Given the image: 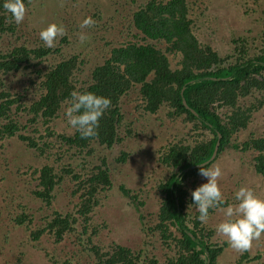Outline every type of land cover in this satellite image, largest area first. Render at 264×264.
<instances>
[{
    "label": "trees",
    "instance_id": "obj_1",
    "mask_svg": "<svg viewBox=\"0 0 264 264\" xmlns=\"http://www.w3.org/2000/svg\"><path fill=\"white\" fill-rule=\"evenodd\" d=\"M129 1L125 16L111 17V27L117 28L122 40L106 42L108 53L90 74L84 73L83 60L77 55L59 57L60 45L47 48L39 36L28 39L19 30L20 24L12 22L0 7V140L17 136L41 156L53 158L37 170L32 190L43 204L52 206L55 190L66 176L72 185L71 197L77 201L73 210L55 212L45 225L34 227L32 215L23 210L8 220L13 226L25 227L32 242L49 236L59 243L74 236L76 246L89 258L84 261L69 256L63 262L54 252L55 264H216L223 247L210 241L212 229L196 219L198 213L190 205V193L199 186L194 166L211 158L221 135L215 160L228 149L254 152L252 164L264 175V136L241 141L238 135L264 107V15L262 34L233 36L231 51L221 54L198 38L188 0ZM25 3L29 7L30 0ZM101 17L99 26L107 29ZM23 70L28 71L24 84L8 79ZM73 90L111 99L95 137L82 139L75 130L59 133L52 129ZM135 91L137 95L132 97ZM124 99L138 102L137 108L152 114L166 107V117L189 126L186 135L191 138L189 142L172 141L158 151L157 162L164 169L156 184L159 208L156 222L145 223L147 236L138 250L114 242L105 247L99 240V228L94 225L89 230L94 224L90 213L101 203V193L110 189L112 177L105 156L96 164L87 158L94 156L98 147L110 149L123 141L122 130L126 133L130 128V123H124ZM30 126L38 133L43 127L46 133L38 137L25 133ZM46 136H55V140ZM127 158L128 153L123 152L117 161L126 162ZM77 160H81L80 168L73 166ZM120 190L140 211L143 202L137 194L122 185ZM157 235L173 252L166 262L159 263L147 254V261L140 263L134 252L149 247ZM248 256L244 252L235 264H245Z\"/></svg>",
    "mask_w": 264,
    "mask_h": 264
},
{
    "label": "rangeland",
    "instance_id": "obj_2",
    "mask_svg": "<svg viewBox=\"0 0 264 264\" xmlns=\"http://www.w3.org/2000/svg\"><path fill=\"white\" fill-rule=\"evenodd\" d=\"M188 2L198 38L203 44L212 45L221 54L231 51L233 36L242 34L252 37L262 34L261 16L264 15V0H188ZM129 4V0H30L19 30L28 36V39H34L48 24H63L66 37L59 38L55 44L61 46L59 57L77 55L83 60L84 73L90 74L95 65L101 63L108 53L109 47L106 46V42L109 44L112 38L122 40L117 34V28L114 30L111 27L113 21L111 17L120 16L121 19V15L127 14ZM101 15L104 17L103 22H107V29L99 26ZM89 16L96 20L97 26L80 29V22ZM81 32L87 36L84 42L78 39ZM135 40L132 36V41ZM171 63L174 67L175 60ZM27 72L23 70L10 74L8 79L22 85ZM136 95L135 91L132 97ZM137 106L138 102H129L128 99L122 102L124 123H130V128L126 133L122 130L121 144L110 149L98 147L95 155L87 158L92 164H96L100 162L101 155L105 156L112 177L110 189L107 188V191L101 193V203L90 213V220L94 224L89 226V230H93L94 225L99 228V240L105 247L114 242L138 250L139 245H144L148 232L145 223L151 225L156 222L155 213L159 208L156 184L164 175V169L157 162L158 151L172 141L182 139L191 141L186 135L189 126L167 118L166 107L152 114ZM66 107L64 106V110ZM34 128L30 126L24 132L37 137L46 133L43 127L39 133L35 132ZM52 129L59 133H72L74 130L67 124L63 112L53 123ZM238 135L241 141L250 136L258 138L264 136V107L253 114L251 123ZM50 139L55 140V136ZM123 152L128 153V158L126 162H118L117 158ZM253 153L228 149L212 163L219 165L222 170L219 184L225 204L235 203L233 194L240 186L251 187L258 195L264 197V175L255 170L252 164V156L255 154ZM52 160L53 158L48 159L35 149L25 146L17 136L0 140V264H55L52 257L54 252L55 257L59 258L58 261L61 259L64 262L62 259L69 256L75 257V260L89 259L86 252L76 246L74 236H66L59 243H55L49 236L32 242L25 227L13 226L8 220L23 210L26 214L32 215L33 225L36 227L45 225L46 221L55 216L53 215L55 212L65 213L73 210L77 201L71 197L72 185L67 176L55 190V200L51 207H47L32 193L37 184L35 180L37 170ZM64 160L69 161V158L64 157ZM80 162L81 160H77L73 166L80 168L81 166H78ZM205 182L199 175L197 184ZM121 185L130 189L132 194L136 193L138 200L143 202L140 211L120 190ZM223 207L224 205H220L213 209L204 225L213 231L210 241L223 247L216 264H235L244 252L232 249L225 242V238L215 231L216 225L225 219ZM45 216L47 219H44ZM82 222L85 221H79ZM156 238L154 243L143 251L134 252L139 256L140 263L147 261V254L152 255L159 263L166 262L173 252L167 245L162 244L159 235ZM247 252L249 256L245 264H264V234L253 242Z\"/></svg>",
    "mask_w": 264,
    "mask_h": 264
},
{
    "label": "clouds",
    "instance_id": "obj_3",
    "mask_svg": "<svg viewBox=\"0 0 264 264\" xmlns=\"http://www.w3.org/2000/svg\"><path fill=\"white\" fill-rule=\"evenodd\" d=\"M0 7L10 14V19L19 25L26 15L25 0H0ZM96 24L92 17H85L79 24L85 29ZM39 39L43 46L52 48L59 38L65 35L63 24L50 23L39 32ZM84 42L87 36L81 32L78 36ZM111 105L107 96L92 91L73 90L69 95V102L65 108V118L70 128L74 129L82 139L95 137L99 128L101 117ZM198 175L205 179L191 191V204L194 205L198 215L196 219L206 224L210 209L223 207L225 217L216 225L215 231L225 238V242L235 251L243 253L250 250L253 242L264 234V197L247 186H240L233 194L235 203L225 204L219 178L222 170L219 165H200Z\"/></svg>",
    "mask_w": 264,
    "mask_h": 264
},
{
    "label": "water",
    "instance_id": "obj_4",
    "mask_svg": "<svg viewBox=\"0 0 264 264\" xmlns=\"http://www.w3.org/2000/svg\"><path fill=\"white\" fill-rule=\"evenodd\" d=\"M182 91H183V90H182ZM183 104H184L187 108H190V107L188 106V104H187L185 98H183ZM192 111L194 112L193 109H192ZM220 139H221V135H219V139H218V141H217V143H216V146H215V149H214V152H213L211 158H210L209 160H207V161L201 163V164H197V165H195L194 167L199 168L200 165H207V164H209L212 160L215 159V157H216V155H217V152H218L219 145H220Z\"/></svg>",
    "mask_w": 264,
    "mask_h": 264
},
{
    "label": "bare ground",
    "instance_id": "obj_5",
    "mask_svg": "<svg viewBox=\"0 0 264 264\" xmlns=\"http://www.w3.org/2000/svg\"><path fill=\"white\" fill-rule=\"evenodd\" d=\"M216 158V157H215ZM215 160V159H214ZM213 161V160H212Z\"/></svg>",
    "mask_w": 264,
    "mask_h": 264
}]
</instances>
